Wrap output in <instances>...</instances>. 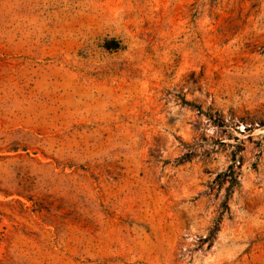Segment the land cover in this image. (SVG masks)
Listing matches in <instances>:
<instances>
[{"label":"rangeland","instance_id":"1","mask_svg":"<svg viewBox=\"0 0 264 264\" xmlns=\"http://www.w3.org/2000/svg\"><path fill=\"white\" fill-rule=\"evenodd\" d=\"M262 124L264 0H0V264H264Z\"/></svg>","mask_w":264,"mask_h":264},{"label":"trees","instance_id":"2","mask_svg":"<svg viewBox=\"0 0 264 264\" xmlns=\"http://www.w3.org/2000/svg\"><path fill=\"white\" fill-rule=\"evenodd\" d=\"M118 47H119V45L114 41L108 42L105 46L106 49H117ZM262 125L264 126V124H262Z\"/></svg>","mask_w":264,"mask_h":264}]
</instances>
